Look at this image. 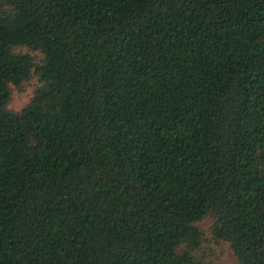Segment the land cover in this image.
I'll return each instance as SVG.
<instances>
[{"label": "trees", "instance_id": "obj_1", "mask_svg": "<svg viewBox=\"0 0 264 264\" xmlns=\"http://www.w3.org/2000/svg\"><path fill=\"white\" fill-rule=\"evenodd\" d=\"M223 242L264 264V0H0V264Z\"/></svg>", "mask_w": 264, "mask_h": 264}, {"label": "rangeland", "instance_id": "obj_2", "mask_svg": "<svg viewBox=\"0 0 264 264\" xmlns=\"http://www.w3.org/2000/svg\"><path fill=\"white\" fill-rule=\"evenodd\" d=\"M35 55V53H33ZM38 86L37 78H32L29 82L25 83L22 89L13 88V98L10 103V109L14 111L21 110L33 96L34 90ZM208 220L200 223V226L208 230ZM213 264H240L228 243H221L215 248V256L212 260Z\"/></svg>", "mask_w": 264, "mask_h": 264}]
</instances>
